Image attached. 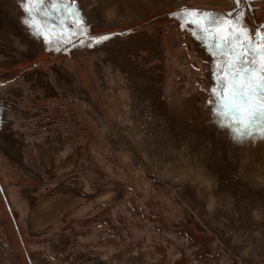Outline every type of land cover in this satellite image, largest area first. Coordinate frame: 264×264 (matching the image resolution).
Segmentation results:
<instances>
[{
	"label": "rangeland",
	"instance_id": "obj_1",
	"mask_svg": "<svg viewBox=\"0 0 264 264\" xmlns=\"http://www.w3.org/2000/svg\"><path fill=\"white\" fill-rule=\"evenodd\" d=\"M261 77L264 0H0V264H264Z\"/></svg>",
	"mask_w": 264,
	"mask_h": 264
},
{
	"label": "snow or ice",
	"instance_id": "obj_2",
	"mask_svg": "<svg viewBox=\"0 0 264 264\" xmlns=\"http://www.w3.org/2000/svg\"><path fill=\"white\" fill-rule=\"evenodd\" d=\"M237 2H239V0H237ZM30 11V10H29ZM194 13H195V16L198 18L200 16V11L199 10H192ZM191 13L189 12H185L183 13V16H188L190 15ZM210 23H216V21L214 20H209ZM193 23H198V19H194ZM97 42H100V41H97ZM262 81H264V77H261ZM261 88V91L264 92V84L260 85L259 86ZM248 104V98L247 96H242L241 99H240V105L243 106V105H246ZM223 108L225 110V113L226 114H229L228 111H227V106L226 105H223ZM240 111L244 112L245 109L243 107L240 108ZM257 116H264V111H261L259 113H256ZM241 122L242 123H247V121H245L243 119V117H241Z\"/></svg>",
	"mask_w": 264,
	"mask_h": 264
}]
</instances>
